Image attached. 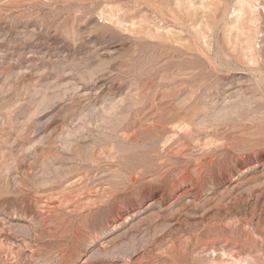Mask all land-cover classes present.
<instances>
[{
  "label": "rangeland",
  "instance_id": "374dc122",
  "mask_svg": "<svg viewBox=\"0 0 264 264\" xmlns=\"http://www.w3.org/2000/svg\"><path fill=\"white\" fill-rule=\"evenodd\" d=\"M0 264H264V0H0Z\"/></svg>",
  "mask_w": 264,
  "mask_h": 264
},
{
  "label": "bare ground",
  "instance_id": "6f19581e",
  "mask_svg": "<svg viewBox=\"0 0 264 264\" xmlns=\"http://www.w3.org/2000/svg\"><path fill=\"white\" fill-rule=\"evenodd\" d=\"M145 247V246H144ZM135 249V248H134Z\"/></svg>",
  "mask_w": 264,
  "mask_h": 264
}]
</instances>
